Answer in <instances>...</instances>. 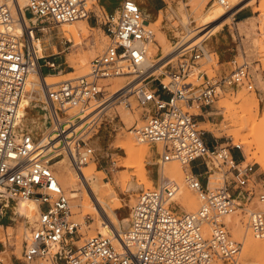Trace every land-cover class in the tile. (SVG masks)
<instances>
[{
  "label": "built area",
  "instance_id": "2783aa9c",
  "mask_svg": "<svg viewBox=\"0 0 264 264\" xmlns=\"http://www.w3.org/2000/svg\"><path fill=\"white\" fill-rule=\"evenodd\" d=\"M216 1L228 11L233 10L227 0L209 2L212 6ZM185 2L190 7L189 0ZM97 5L103 10L102 15L96 11ZM18 8L13 2L0 0V204L3 213L10 201L33 198L38 203L37 216L23 243L27 262H234L242 244L233 237L224 218L233 217L240 210L248 213L253 234L264 238V211H247L240 198L241 195L251 201L258 197L264 202V192L257 191V164L247 160L240 144L231 146L214 136L209 145L204 137L206 130L197 118L201 113L190 112L192 108L201 111L213 106L221 94L231 89L246 87L256 91L255 75L246 58L238 60L234 56L228 68L222 71L220 67L210 75L204 60L209 61L215 52L207 48L206 40L179 43L180 37L173 41L169 55L160 59L162 46L139 0H123L112 13L103 9L100 0H27L21 16ZM165 9L164 18L172 22L174 30L185 34L193 30L190 26L194 19L187 16L185 23L183 15L173 7ZM92 15L103 26L108 45L92 59L87 74L48 84V74L43 69L56 70L58 62L38 47L39 31L45 26L88 20ZM155 42L158 50L152 56L150 48ZM217 64L221 65L219 58ZM33 75L38 76L39 84L32 81ZM115 77L127 80L120 88L108 90L104 81ZM26 102L47 107L52 134L46 141L20 127ZM134 103L145 110L143 124L133 128L135 136L159 149L160 166L170 161L184 166L197 159L204 161L209 171L206 182L191 168L185 175L187 186L200 199V207L187 211L177 198L179 182L167 178L140 191L130 207L129 226L124 232H117L120 246L113 237L98 233L74 249L73 237L79 233L81 223L72 218L71 198L47 154L56 151L67 155L80 169L95 155L84 138L86 130L96 127L108 107L124 105L131 110ZM72 106H79L80 110L67 114ZM88 110L90 114L84 120L77 118ZM233 147L240 151L241 158ZM212 159L222 171V182L213 186ZM235 189L238 191L234 192ZM68 236L70 249L63 248Z\"/></svg>",
  "mask_w": 264,
  "mask_h": 264
},
{
  "label": "rangeland",
  "instance_id": "374dc122",
  "mask_svg": "<svg viewBox=\"0 0 264 264\" xmlns=\"http://www.w3.org/2000/svg\"><path fill=\"white\" fill-rule=\"evenodd\" d=\"M167 5L166 7L170 6L177 10L179 13L185 14L184 18L187 19V16L194 21L191 24V29L198 30V27L201 23V16L205 13L213 12L214 9L217 7L222 8L224 11L227 10V7L219 2H215L214 5L211 6L210 0H189L190 7H186L183 0H166ZM264 3V0H250V3L245 7L247 9L252 10L250 14V19H248L245 23L242 22L239 18L235 19V15L232 14L231 18L224 22L223 26L218 29V33L205 39V44L208 49L211 41H217L220 49L223 47H229V52L234 56L237 57L238 60H243L246 58L250 65L251 70L253 71L256 79V86L257 90H249L246 87L237 88L235 90H229L224 92L219 97V100L214 104L215 108L211 111L212 113L209 116L210 121H207V125L211 127V130H208L203 127V122H200V127L210 134L217 137L221 142L229 143L231 146H234L237 142L235 137L231 133L232 124H233V112L231 115L230 111H227L225 106L220 107V101L225 99L226 97L230 100H236L237 102L235 105L238 107L240 111V105L243 98L240 95L243 93L245 94V98H255V103L251 106L249 114L247 117L250 119H256V124L253 127V132L258 140V144H253L250 150L248 149V145L243 143L242 149L243 153L246 156L248 161L255 162L259 171L264 174V26H262L261 19H264V10L260 9L261 4ZM143 7H147V4ZM225 8V9H224ZM144 9V8H143ZM96 11L99 15H102L103 10L100 6H96ZM144 11V10H143ZM164 12H167L166 9L160 12L159 17L157 20H150L155 21L151 26L155 29L156 32V40L158 41L159 31H164L168 41L169 50L172 49L173 41L178 40L180 37L176 36V30L172 25V22L164 18ZM29 14V13H28ZM145 16L146 13L144 12ZM94 20V25L92 24L89 31V38L84 40L83 45H77L75 41H71L65 35L64 31H62V24L54 25V26H45L43 30L39 31L40 36V43L42 46L43 52L48 55H53V59L58 61V68L56 70L48 69L44 67L43 71L45 74L51 73L48 75H53V78H49V81H53L58 83L61 80H65L68 78H75L76 76L84 75L81 74L80 68L72 67L71 62L69 61L70 56H76L77 53L81 50V47H85L89 53L92 52L91 43L97 41V45L101 48V51L98 54L102 53L105 47L109 43V38L106 36L103 29L98 26L97 18L95 16H91ZM243 20V19H242ZM157 21V22H156ZM96 25V27H94ZM209 30V28L207 29ZM206 30V31H207ZM175 31V33H174ZM200 35H203L200 34ZM199 35V37H200ZM196 37V38H199ZM196 38L190 40L194 41ZM181 39V38H180ZM188 41V42H190ZM197 42V41H195ZM199 42V41H198ZM225 44V45H224ZM38 47L39 44L37 43ZM252 45V46H251ZM76 48V49H75ZM64 50L63 52H61ZM151 51H153L150 48ZM61 52L60 54L56 55L55 53ZM161 51H159L160 53ZM155 54V51L152 53ZM96 56V55H95ZM153 59V57H151ZM218 56L216 53L212 54L211 59L209 61L204 60V67L208 70L210 75L216 74L219 70L221 65L217 64ZM229 66V63H228ZM90 70V65H89ZM89 70L85 73L87 74ZM71 74L69 75V73ZM55 76L58 77L55 79ZM115 78H110L105 80L104 83L108 84V90H115L118 86L123 85L127 78H123L121 83H116L114 80ZM113 81L112 83H110ZM54 83V84H55ZM114 88V89H113ZM254 94V95H253ZM252 95V96H251ZM30 105V106H29ZM123 107V108H122ZM30 109L32 113L26 114L23 110L22 112V119L20 122L21 128H27L30 131H33L34 135L38 137L43 136L46 129L50 128L49 126V115H47L43 109L40 108L39 105L36 103H25V109ZM80 110L79 106H72L68 109L67 114H76ZM131 112L134 114L135 120L132 123H124L122 120V113L123 112ZM190 112L201 113L200 110L196 108L190 109ZM229 112V113H228ZM145 110L136 103L133 104V108L127 109L124 105H114L110 106L105 110V114L99 118L96 127L86 130L85 132V139L87 140L88 144L91 145L95 150L94 158L91 159L87 164L81 166L89 167L93 162L96 163V172L99 173L98 176L101 178V181H110L115 186V191L117 194L116 198H109L108 201L111 205H114L115 212L119 215L121 219H127L129 223V214H130V207L133 206L136 202V199L143 188H153L159 184H161L164 180L171 178L170 175H162V167L163 165H159L158 158H153V145L148 144L146 142H140L135 133H131L130 131L133 130L135 125H142L144 119ZM251 114V115H250ZM249 115V116H248ZM86 118V117H85ZM198 120L200 117H197ZM84 120V119H83ZM23 124V125H22ZM229 124V125H227ZM250 130L246 129L244 133H248ZM120 134V135H119ZM122 135V136H121ZM132 136L137 143H142L143 145L147 146L150 151V155L148 156V160H146V168L148 172V176L150 179L153 180L154 184L152 186H148V184L143 183L139 184L136 180L139 177L145 175V171L137 168H129L125 167L124 163L129 159L128 155L125 152V149L119 146L118 140H125L128 136ZM126 136V137H125ZM41 139V138H40ZM251 139V138H250ZM209 142L212 141L211 138L208 140ZM161 148V145H160ZM235 152H240L235 147ZM260 149V150H259ZM262 150V151H261ZM252 151V152H251ZM240 154V153H239ZM257 154V155H256ZM256 155V156H255ZM67 155L62 154L57 159L61 157H65ZM68 160L71 161V167L77 170L78 167L74 164L72 159L67 156ZM54 162V161H53ZM52 162V163H53ZM175 162V163H174ZM170 163L179 164L183 169V180L185 181L186 172L190 170V166H184L178 161H171ZM73 165V166H72ZM211 166L213 168L214 174L211 177L212 186L216 185L218 182H222V171L220 169L219 163L212 159ZM56 175L58 177V169L57 166H53ZM128 168V169H127ZM79 171V170H77ZM126 172V173H125ZM165 177V178H164ZM176 176H172L171 179H175ZM59 180V178H58ZM180 180V179H179ZM178 180V181H179ZM181 180L179 181L181 185ZM130 183H132L130 185ZM186 184V182H184ZM104 185V184H103ZM187 185V184H186ZM261 185V184H260ZM189 188V187H188ZM65 190V189H64ZM191 192L192 190L189 189ZM66 192V191H65ZM191 194L196 198L195 202L189 208L188 206L182 204L179 199L178 201L180 204L189 212L195 211L200 207V199L198 195L192 191ZM69 196V194H68ZM196 196V197H195ZM70 197V196H69ZM71 198L72 204V218L76 221L80 222L79 233H77L73 239L75 241L72 248L76 249V246H82L85 240L90 237L94 236L98 233L105 234L103 229H101L100 225L98 224L97 219L93 218L92 214H87L85 217H82V211L80 209L75 208V198ZM112 200V201H111ZM30 201L23 202L21 199L16 201H10L8 206L2 210L1 213V204H0V218L3 217V226H0V259L2 260L1 264H36L35 262H27L23 257V243L26 237L27 232L30 229L31 223L35 220V218L31 221L29 218H26L24 215L27 212ZM122 201V206H117V202ZM37 203V201H35ZM242 203L244 204L247 211L250 210H263L264 211V202H261L258 197L253 198L251 201L243 200ZM38 204V203H37ZM195 204V205H194ZM16 205L19 208L20 213H15ZM196 206V207H195ZM77 207V206H76ZM81 208V206H80ZM179 208V207H178ZM192 210V211H191ZM79 211V212H77ZM86 219V224H83L84 219ZM226 222L229 223L231 234L235 239H237L242 244V248L244 245V240L235 236L233 231V223L234 221H239L246 229H249V232L257 238L249 227V215L246 211H238L232 219L228 217L224 218ZM97 222V223H96ZM233 222V223H232ZM245 224V225H244ZM13 227V228H10ZM114 228V227H113ZM127 227L122 226V229L125 230ZM19 230V231H18ZM27 230V231H26ZM11 231V232H10ZM18 231V232H17ZM25 233V234H23ZM107 235V234H105ZM71 237L64 241L63 248L70 249L71 243L69 242ZM259 240L264 238H257ZM67 245H66V244ZM4 248V249H3ZM242 248L236 258V261H226L224 263L220 262V264H259L255 262V258L252 257H245L242 254ZM4 251V252H2ZM244 257V258H243ZM8 258V260L6 259ZM239 258V259H238ZM238 259V260H237ZM251 259V260H250ZM240 260V261H239ZM254 260V261H253ZM244 262V263H243ZM253 262V263H251ZM53 264V263H49ZM58 264H67L66 260H61Z\"/></svg>",
  "mask_w": 264,
  "mask_h": 264
},
{
  "label": "bare ground",
  "instance_id": "6f19581e",
  "mask_svg": "<svg viewBox=\"0 0 264 264\" xmlns=\"http://www.w3.org/2000/svg\"><path fill=\"white\" fill-rule=\"evenodd\" d=\"M7 1H9L10 3L13 2L16 5H19V8L17 9L18 14H19V16H21V14L24 15V13H25L24 8L27 6V0H7ZM227 2H228V6L233 7V10L224 11L222 8L217 7L216 9H214L213 12L203 14L201 16V23L198 27V30L195 31V29H194L192 31H189V33H187V34H185L183 31H176L175 37H182V40L179 43L188 42V41H190L196 37H199V35L202 33H203V35H200V37L196 38L195 41H197V42L203 41V40L208 39L209 37L215 35L216 33H218V29L221 28V26H223L224 22L227 19L229 20L231 18L232 13H235V11L238 8H245L250 3V0H227ZM260 9L264 10V3L261 4ZM180 14L183 15V17L185 15L182 13H180ZM250 18L251 17L249 16L248 18H244L243 20H241L239 22L245 23ZM186 20L187 19L184 18L185 23H186ZM154 22L155 21H152V24ZM27 23H29L28 19H27ZM260 23H262V26H264V19H261ZM62 25H63L62 31H64L65 35L68 37L69 40L75 41L76 46L84 44V40L89 38L90 28H93V27H91L88 20L85 18L80 19V20L73 22V23H62ZM208 28H209V30H207ZM174 33H175V31H174ZM168 41H169V39L167 38L165 32L159 31L158 42L160 43V45L162 46V49H163V53H162V56L160 57V59H163L164 57L169 55V53L171 51V50H169L170 47L168 46ZM36 43H38L39 48L42 49L40 40L36 41ZM91 44H92L91 45V48H92L91 53H89L88 50L83 46V47H81V50L77 53L76 56H70L69 57V61L71 62L72 67L80 68L81 74H85L89 70L90 62L95 57V55H97V53H99L101 51V48H99V46L97 45V41H95L94 43H91ZM151 49L153 50L152 53L154 51L156 53L158 50V44H156V42L151 44ZM160 59H157V60H160ZM70 74H71V72L69 73V75ZM53 77H54L53 75L45 76L48 84H54L55 83L53 81H49V78H53ZM57 78L58 77L55 76V79H57ZM123 78H125V77H115L114 80H116L115 81L116 83H121L123 81ZM32 81L37 82L39 84L38 76L33 75ZM112 82L113 81H111L110 83H112ZM121 86H123V85L118 86V88H120ZM240 97L243 98L241 105H240V109H241L240 111L238 110V107L235 105V103L237 102V99L236 100H230L229 98L226 97L225 99L220 101L219 106L220 107L225 106L227 111L231 112V115L233 112V116H231V118L233 117V124H232L233 128L231 130V133L235 137L236 141H242V142H237L236 144H240L242 147L243 143H245L246 145H248L247 150H250L251 147L253 146V144H256V145L258 144V140H257V138L253 132V127L256 124V119H253V118L250 119L249 115H248L249 117H247V114H249L248 112H250V108H252L251 106L255 103V98H245V94H243V93L240 95ZM28 103H30V102H28ZM23 111L26 114L32 113V111L30 109H27V108L23 109ZM88 112H89V110L86 111L84 115L77 116V118H82V120H83L85 117H87L90 114ZM196 113L198 114L199 112H196ZM72 115H74V114H72ZM122 120L126 124L132 123L135 120L134 114L131 112H128V111L123 112L122 113ZM201 124H203L204 128L211 130V127L209 125H207V123L203 122ZM227 125H229V124H227ZM246 129H249L250 131L248 133H244ZM30 132L33 133V131H30ZM130 132L134 133V130H131ZM51 134H52V127L45 130L40 141L41 140L46 141L47 140L46 137L51 135ZM263 135H264V132H263ZM126 136H128V135H126ZM134 138L132 136H128L125 140H118V142H117V143H119V146H121L122 148L125 149L126 154L129 156L128 157L129 159L124 163V166L129 167V168H137V169L144 170L145 175H143L142 177H139L136 180V182H138L139 184L146 183L150 187L154 184V182L148 176V172H147V168H146V162H145L146 160H148L147 158L150 155V151H149V148L147 146L143 145L142 143H137L134 140ZM140 142H142V141H140ZM47 156L54 161L52 163V167L55 165L57 166V169L59 171V173H58L59 182L61 183V185L65 189L66 193L69 194L70 197L75 198V202H76L75 205L77 206V207L75 206V208H77V209L79 208L80 211H82V217H85L87 214H92L93 218L97 219L98 224L100 225L101 229H103V232L105 234L113 237L115 239V243L120 246V239L118 237L117 232H119V233L124 232V230L122 229V226L128 227L129 223L127 222V219H125V218L121 219L119 217V215L115 212L114 205H111V203L108 201L109 198H116L117 197V194L115 191V186L110 181H101V178L98 176L99 173L96 172V163L95 162H93L89 167L85 166V167L80 168V169L78 168L77 170H79V171H77V170L73 169V167H71V161L68 160L67 156L57 159L61 155L56 154V151H49ZM170 162H166L163 164V167L161 170L162 175L167 174V175H170L171 178H172V176L173 177L176 176L175 177L176 179L179 178L182 181L183 180V172H182L183 168L179 164H174L175 162L173 164ZM184 182L185 181L181 182V185H180L181 188H180V191L177 195V198L179 199V201L182 204L188 206L189 208H192L191 206L193 205V203L195 202L197 197L195 196L196 198H193L194 196L191 194L192 191L191 192L189 191L190 188H188V186ZM131 184L132 183H130V185ZM21 200L23 202H27L28 200H31L29 208H28V210L24 216L26 218H29L32 221L35 218L36 213L39 210V206L35 202L36 200L33 198L21 199ZM80 206H81V208H80ZM117 206H119V207L122 206V201L117 202ZM77 212H79V211H77ZM15 213H20L17 205L15 207ZM228 218L232 219V216L231 217L228 216ZM83 219H84L83 224H86L87 223L86 219L85 218H83ZM10 228H13V227H10ZM28 230H29V228H28ZM233 231H234V234L236 237L244 240V245L242 248L243 256H245V257H251L252 256L255 258L254 259V260H256L255 262H257L259 264H264V239L259 240V239L255 238L249 232V229L248 228L246 229L239 221H234ZM23 234H25V233H23ZM2 252H4V251H2ZM252 257H251V259H252ZM6 259L8 260V258H6ZM236 262H238V261H236ZM251 263H253V262H251ZM241 264H242V262H241Z\"/></svg>",
  "mask_w": 264,
  "mask_h": 264
},
{
  "label": "crops",
  "instance_id": "0c3cea01",
  "mask_svg": "<svg viewBox=\"0 0 264 264\" xmlns=\"http://www.w3.org/2000/svg\"><path fill=\"white\" fill-rule=\"evenodd\" d=\"M142 4V7L145 5V3L147 4V7H143L144 12L146 13V17H148L147 19L150 20H157V18L160 15V12L163 11L166 8L167 5V1L166 0H139ZM123 0H100V4L103 7V9L106 12H115L122 4ZM252 10L247 9V8H238L235 11V19H236V15L237 18H239L240 20L244 19V18H248L251 14ZM88 22L90 23V25H94V20L93 18H89ZM98 26H99V22H97ZM96 27V25L94 26ZM100 27L102 28L103 26L100 24ZM225 45V44H224ZM209 48H211V51H214L218 58L219 61L221 63V70L223 71L224 69L228 68V63L229 61L233 58V55L229 52V47H223L220 49V46L218 44L217 41L212 40L211 44L209 45ZM54 55V54H53ZM56 58V56H55ZM56 60V59H55ZM58 62V61H57ZM47 74H51L50 72ZM215 108V106H210V107H204L201 110V116L199 121L200 122H204L206 123L207 121H210L209 116L212 113L211 109L213 110ZM25 109V106L24 108ZM21 119H22V115H21ZM21 122V120H20ZM23 125V124H22ZM211 132L206 131L205 134V140L209 145H212L214 142V136L210 134ZM209 138L212 139L211 142H209ZM153 158H158L159 157V149L153 145ZM237 157L241 158V155L238 152H235ZM190 168L202 179L203 182L207 181V177H208V169L204 163V161L202 159H197L195 161H193L190 164ZM207 172V173H206ZM214 174V172L210 173V179L212 177V175ZM256 178L259 181L258 184V188L257 191H262L264 192V186L260 185L262 181H264V174L262 172L259 171V168L256 166ZM238 190H234V192H237ZM241 200H245L241 195H240ZM130 216V214H129ZM3 217L0 218V226H3Z\"/></svg>",
  "mask_w": 264,
  "mask_h": 264
},
{
  "label": "water",
  "instance_id": "95a60500",
  "mask_svg": "<svg viewBox=\"0 0 264 264\" xmlns=\"http://www.w3.org/2000/svg\"><path fill=\"white\" fill-rule=\"evenodd\" d=\"M41 109L48 115V109L45 105H39ZM50 126V124H48Z\"/></svg>",
  "mask_w": 264,
  "mask_h": 264
}]
</instances>
